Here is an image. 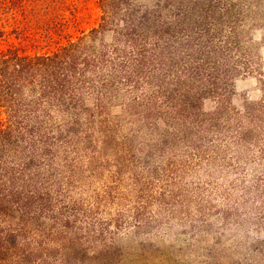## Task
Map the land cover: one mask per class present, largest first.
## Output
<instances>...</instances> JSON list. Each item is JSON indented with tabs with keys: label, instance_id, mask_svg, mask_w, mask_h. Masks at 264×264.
<instances>
[{
	"label": "rangeland",
	"instance_id": "obj_1",
	"mask_svg": "<svg viewBox=\"0 0 264 264\" xmlns=\"http://www.w3.org/2000/svg\"><path fill=\"white\" fill-rule=\"evenodd\" d=\"M2 26L52 59L0 83V264H264V0H0Z\"/></svg>",
	"mask_w": 264,
	"mask_h": 264
},
{
	"label": "trees",
	"instance_id": "obj_2",
	"mask_svg": "<svg viewBox=\"0 0 264 264\" xmlns=\"http://www.w3.org/2000/svg\"><path fill=\"white\" fill-rule=\"evenodd\" d=\"M4 26L0 28V42L5 40V44L0 43V83H3L6 89H11L13 82L9 80V77H24L35 75L38 67L44 66L40 60L50 61L51 56L32 57L22 50V47L17 46L13 42L7 41V32L4 30ZM17 38L21 36L24 27H16ZM34 58V59H33ZM38 61V62H37ZM5 130L0 131L2 135Z\"/></svg>",
	"mask_w": 264,
	"mask_h": 264
}]
</instances>
